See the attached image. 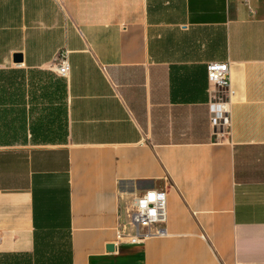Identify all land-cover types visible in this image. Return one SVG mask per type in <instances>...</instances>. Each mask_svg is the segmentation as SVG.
Instances as JSON below:
<instances>
[{"label":"crops","instance_id":"1","mask_svg":"<svg viewBox=\"0 0 264 264\" xmlns=\"http://www.w3.org/2000/svg\"><path fill=\"white\" fill-rule=\"evenodd\" d=\"M225 61L218 137L207 66ZM3 68L55 75L63 127L0 146V264H264V0H0ZM149 189L166 236L115 245Z\"/></svg>","mask_w":264,"mask_h":264},{"label":"rangeland","instance_id":"2","mask_svg":"<svg viewBox=\"0 0 264 264\" xmlns=\"http://www.w3.org/2000/svg\"><path fill=\"white\" fill-rule=\"evenodd\" d=\"M53 81L57 77L52 73L0 70V146L25 143L27 134L32 143L53 142L60 136L63 125L59 120L50 125L55 116L48 115L54 99L49 83ZM37 129L36 135L33 131Z\"/></svg>","mask_w":264,"mask_h":264},{"label":"built area","instance_id":"3","mask_svg":"<svg viewBox=\"0 0 264 264\" xmlns=\"http://www.w3.org/2000/svg\"><path fill=\"white\" fill-rule=\"evenodd\" d=\"M249 2L250 0H242ZM67 51H59L54 58V71L61 77L69 72ZM210 82V104L212 105L211 120L214 134L218 137L227 136L230 132V72L228 62H210L207 66ZM166 191L149 189L135 196L126 213L127 224L116 230L115 245L119 243H143L152 236H166ZM122 229H130L131 236H123Z\"/></svg>","mask_w":264,"mask_h":264},{"label":"water","instance_id":"4","mask_svg":"<svg viewBox=\"0 0 264 264\" xmlns=\"http://www.w3.org/2000/svg\"><path fill=\"white\" fill-rule=\"evenodd\" d=\"M13 63H17L19 64V62L21 61V54H14L12 57ZM107 250H111L113 248V246L111 244H108L106 246Z\"/></svg>","mask_w":264,"mask_h":264},{"label":"bare ground","instance_id":"5","mask_svg":"<svg viewBox=\"0 0 264 264\" xmlns=\"http://www.w3.org/2000/svg\"><path fill=\"white\" fill-rule=\"evenodd\" d=\"M131 236V235H130Z\"/></svg>","mask_w":264,"mask_h":264}]
</instances>
